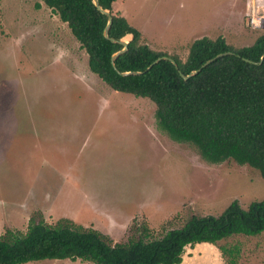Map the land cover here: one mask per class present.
<instances>
[{
  "label": "rangeland",
  "instance_id": "1",
  "mask_svg": "<svg viewBox=\"0 0 264 264\" xmlns=\"http://www.w3.org/2000/svg\"><path fill=\"white\" fill-rule=\"evenodd\" d=\"M112 10L141 42L179 58L201 36L240 47L264 33V0H114ZM153 111L147 98L90 72L84 50L41 0H0V236L23 233L31 219L64 218L111 244L150 239L232 200L245 208L264 198L255 169L203 161L157 129ZM217 244L239 246L236 264H264V230ZM178 264L226 262L216 244L196 243Z\"/></svg>",
  "mask_w": 264,
  "mask_h": 264
},
{
  "label": "trees",
  "instance_id": "2",
  "mask_svg": "<svg viewBox=\"0 0 264 264\" xmlns=\"http://www.w3.org/2000/svg\"><path fill=\"white\" fill-rule=\"evenodd\" d=\"M41 0L64 22L86 54V64L114 91L144 97L154 105L157 129L176 142L194 147L210 164L231 160L255 169L264 178V33L250 45L233 47L220 35L194 39L183 58L150 48L123 15L112 10L114 0ZM37 6V4H36ZM129 35L125 50L117 40ZM221 55L202 67L203 62ZM174 60V64L167 59ZM136 74H121L123 72ZM264 230V198L245 208L230 201L217 215L190 216L180 227L155 238H130L109 243L100 232L60 218L49 225L29 220L23 233L0 236V264H23L42 259H76L92 264H178L186 246L216 244L226 264H236L239 246L217 244L233 235L254 236Z\"/></svg>",
  "mask_w": 264,
  "mask_h": 264
},
{
  "label": "water",
  "instance_id": "3",
  "mask_svg": "<svg viewBox=\"0 0 264 264\" xmlns=\"http://www.w3.org/2000/svg\"><path fill=\"white\" fill-rule=\"evenodd\" d=\"M92 2H93V4H94V6H95V7H96V8H97L102 14H104V15L106 16V18H107L106 24H105V26H104V28H103V31H102V35H103L104 37L108 38L109 40L114 41V39L109 38V37L107 36L108 28H109V25H110V22H111V16H110V13H109L107 10H105V9H101V8L98 6L96 0H92ZM122 38H123V37H122ZM122 38H120L119 40H117L118 43L122 44V48H121L120 50L116 51L115 53H113V54L111 55V62H112V60L114 59V57H115L116 55L122 53V52L125 50V48H126V44H127V41H128V40H123ZM129 38H130V37H129ZM226 53H229V52L227 51V52H222V53L216 54V55L213 56L212 58H210V59L206 60L205 62H203V63L201 64V66H200L198 69L193 70V71H190V72H189L188 74H186V75H182V74H180V76H181L183 79H187L189 76L195 74L198 70H200L202 67H204L205 65H207L208 63H210L212 60H214L215 58H217V57H219V56H221V55H224V54H226ZM263 57H264V50H263L262 55L260 56L259 61H258L257 63H260V62L262 61ZM159 59H167V60H169L171 63L174 64V60H173L172 58L167 57V56H159V57H157L156 59H154L150 65L154 64V63H155L156 61H158ZM129 73H130V74H136V73H138V72L131 71V72H123V73H121V74H129Z\"/></svg>",
  "mask_w": 264,
  "mask_h": 264
},
{
  "label": "built area",
  "instance_id": "4",
  "mask_svg": "<svg viewBox=\"0 0 264 264\" xmlns=\"http://www.w3.org/2000/svg\"><path fill=\"white\" fill-rule=\"evenodd\" d=\"M249 23H251V25L253 26H257L258 20H256L254 17H250L249 18Z\"/></svg>",
  "mask_w": 264,
  "mask_h": 264
}]
</instances>
